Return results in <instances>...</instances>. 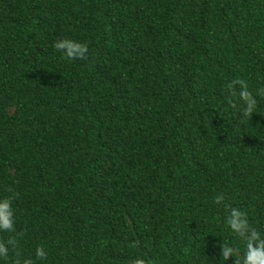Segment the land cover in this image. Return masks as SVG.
I'll return each mask as SVG.
<instances>
[{
    "label": "trees",
    "instance_id": "obj_1",
    "mask_svg": "<svg viewBox=\"0 0 264 264\" xmlns=\"http://www.w3.org/2000/svg\"><path fill=\"white\" fill-rule=\"evenodd\" d=\"M262 86L264 0H0V198L18 194L0 237L24 234L0 264H232L214 198L264 234Z\"/></svg>",
    "mask_w": 264,
    "mask_h": 264
},
{
    "label": "clouds",
    "instance_id": "obj_2",
    "mask_svg": "<svg viewBox=\"0 0 264 264\" xmlns=\"http://www.w3.org/2000/svg\"><path fill=\"white\" fill-rule=\"evenodd\" d=\"M54 48L63 54V57L69 61L87 60L89 55L88 45L70 38L60 39L54 43ZM238 89V90H237ZM226 102L230 108H238V116L241 121H249L254 113H257V99L249 91L248 84L243 79H233L226 85ZM257 95L264 97V86L260 87ZM239 97V105L233 97ZM18 194L0 198V232L15 233L16 218L13 201ZM214 203L217 205L225 204L229 209L225 217V224L235 237L243 242V251L229 243H221L220 257L227 262L230 258L232 264H264V234L252 226L249 213L238 207H233L226 202L225 196L221 193L215 196ZM24 235L22 232L17 236H9L6 240L0 237V258H7L10 251L19 246V236ZM140 242L133 241L130 245L132 248H138ZM20 255L19 252L16 253ZM35 258L37 261L46 260L48 253L43 245L35 249ZM18 264H35L32 258H25ZM131 264H147L143 258L134 259Z\"/></svg>",
    "mask_w": 264,
    "mask_h": 264
}]
</instances>
